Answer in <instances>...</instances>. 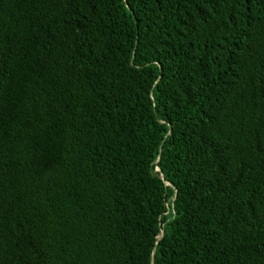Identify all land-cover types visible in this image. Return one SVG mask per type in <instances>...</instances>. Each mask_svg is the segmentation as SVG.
Masks as SVG:
<instances>
[{
    "label": "trees",
    "instance_id": "trees-1",
    "mask_svg": "<svg viewBox=\"0 0 264 264\" xmlns=\"http://www.w3.org/2000/svg\"><path fill=\"white\" fill-rule=\"evenodd\" d=\"M0 264H264V0H0Z\"/></svg>",
    "mask_w": 264,
    "mask_h": 264
},
{
    "label": "water",
    "instance_id": "water-1",
    "mask_svg": "<svg viewBox=\"0 0 264 264\" xmlns=\"http://www.w3.org/2000/svg\"><path fill=\"white\" fill-rule=\"evenodd\" d=\"M158 170V169H157ZM162 178H163V176H162Z\"/></svg>",
    "mask_w": 264,
    "mask_h": 264
}]
</instances>
